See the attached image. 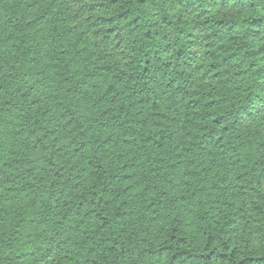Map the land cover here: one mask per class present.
Instances as JSON below:
<instances>
[{"label":"trees","instance_id":"trees-1","mask_svg":"<svg viewBox=\"0 0 264 264\" xmlns=\"http://www.w3.org/2000/svg\"><path fill=\"white\" fill-rule=\"evenodd\" d=\"M0 264H264V0H0Z\"/></svg>","mask_w":264,"mask_h":264}]
</instances>
